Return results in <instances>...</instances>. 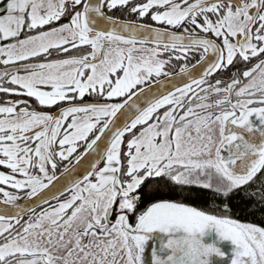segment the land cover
<instances>
[{"label":"snow or ice","instance_id":"1","mask_svg":"<svg viewBox=\"0 0 264 264\" xmlns=\"http://www.w3.org/2000/svg\"><path fill=\"white\" fill-rule=\"evenodd\" d=\"M213 228L264 264V0H0V264H208Z\"/></svg>","mask_w":264,"mask_h":264},{"label":"water","instance_id":"2","mask_svg":"<svg viewBox=\"0 0 264 264\" xmlns=\"http://www.w3.org/2000/svg\"><path fill=\"white\" fill-rule=\"evenodd\" d=\"M201 241L205 246L213 244V246L219 248L222 253V257L210 255L207 258L208 264H231L232 252L235 246L230 241L219 240L214 228L206 229L205 235L201 238ZM148 260L150 264V256H148Z\"/></svg>","mask_w":264,"mask_h":264},{"label":"trees","instance_id":"3","mask_svg":"<svg viewBox=\"0 0 264 264\" xmlns=\"http://www.w3.org/2000/svg\"><path fill=\"white\" fill-rule=\"evenodd\" d=\"M203 191H204L205 194H206V195L204 196V198H203V202L207 203V202L210 201V196L207 195V193L209 192V190H203ZM246 203H247V202H246ZM206 210H208V211H212V209H210V208H208V209H206ZM240 219H241V220L251 219V217L241 216Z\"/></svg>","mask_w":264,"mask_h":264}]
</instances>
